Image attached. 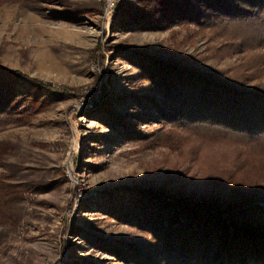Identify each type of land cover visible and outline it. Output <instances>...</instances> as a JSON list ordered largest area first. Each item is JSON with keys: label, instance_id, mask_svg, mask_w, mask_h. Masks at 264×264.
Returning <instances> with one entry per match:
<instances>
[{"label": "rangeland", "instance_id": "obj_1", "mask_svg": "<svg viewBox=\"0 0 264 264\" xmlns=\"http://www.w3.org/2000/svg\"><path fill=\"white\" fill-rule=\"evenodd\" d=\"M157 7L0 0V65L25 76L0 120V264H171L125 187L216 206L264 192V137L172 121L149 76L158 59L264 92L258 21Z\"/></svg>", "mask_w": 264, "mask_h": 264}, {"label": "trees", "instance_id": "obj_2", "mask_svg": "<svg viewBox=\"0 0 264 264\" xmlns=\"http://www.w3.org/2000/svg\"><path fill=\"white\" fill-rule=\"evenodd\" d=\"M153 1L161 8L158 15L170 10L198 23L209 15L241 23L258 21L255 28L264 36V0ZM149 72L164 95L159 108L172 121L181 118L192 124L207 122L231 136L264 137V92L259 89H245L227 80L218 82L200 69L158 59L153 60ZM19 77L25 76L0 65V120L15 114L10 97L13 81ZM30 80L37 86L49 87L36 78ZM107 106L128 133L137 129V125L128 123L111 109L110 104ZM124 190L145 201L137 205L138 217L149 226L153 236L162 239V260L171 264H264V192L258 195L240 192L237 198L216 206L150 188Z\"/></svg>", "mask_w": 264, "mask_h": 264}]
</instances>
